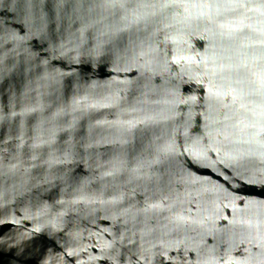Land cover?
I'll use <instances>...</instances> for the list:
<instances>
[{
	"label": "water",
	"instance_id": "1",
	"mask_svg": "<svg viewBox=\"0 0 264 264\" xmlns=\"http://www.w3.org/2000/svg\"><path fill=\"white\" fill-rule=\"evenodd\" d=\"M0 264H264V0H0Z\"/></svg>",
	"mask_w": 264,
	"mask_h": 264
}]
</instances>
